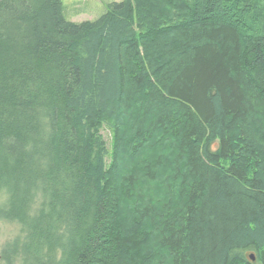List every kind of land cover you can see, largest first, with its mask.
<instances>
[{"label":"trees","instance_id":"obj_1","mask_svg":"<svg viewBox=\"0 0 264 264\" xmlns=\"http://www.w3.org/2000/svg\"><path fill=\"white\" fill-rule=\"evenodd\" d=\"M0 222L4 264H264L262 1L0 0Z\"/></svg>","mask_w":264,"mask_h":264},{"label":"rangeland","instance_id":"obj_2","mask_svg":"<svg viewBox=\"0 0 264 264\" xmlns=\"http://www.w3.org/2000/svg\"><path fill=\"white\" fill-rule=\"evenodd\" d=\"M62 3V14L65 20L72 23L94 21L107 11L109 4L121 0H60ZM262 1L264 4V0ZM108 154L112 146V133L109 127L104 125L99 132ZM110 161V156L106 157ZM19 235L17 223L0 222V253L6 245ZM0 264H4L0 260Z\"/></svg>","mask_w":264,"mask_h":264},{"label":"water","instance_id":"obj_3","mask_svg":"<svg viewBox=\"0 0 264 264\" xmlns=\"http://www.w3.org/2000/svg\"><path fill=\"white\" fill-rule=\"evenodd\" d=\"M251 259H253L252 256H251Z\"/></svg>","mask_w":264,"mask_h":264}]
</instances>
